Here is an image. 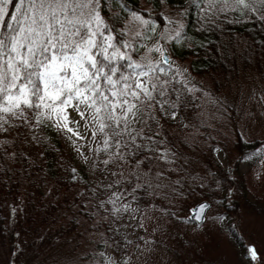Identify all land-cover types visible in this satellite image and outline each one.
<instances>
[{
	"label": "snow or ice",
	"instance_id": "snow-or-ice-1",
	"mask_svg": "<svg viewBox=\"0 0 264 264\" xmlns=\"http://www.w3.org/2000/svg\"><path fill=\"white\" fill-rule=\"evenodd\" d=\"M109 4L119 11L106 18ZM147 4L130 9L125 0H0V170L17 156L10 149L25 135L20 129L53 127L66 136L95 177L83 180L70 170L69 178L84 184L82 210L96 221L94 229L105 228L95 250L84 253L89 264H133L131 249L151 243L136 235L147 231L145 205L158 208L150 198H169L163 181L176 170L160 167L175 164L177 155L162 121L188 127L181 114L203 91L173 59L174 46L191 40L189 15L201 31L220 27L221 17L229 24L264 22V0ZM262 154L264 148L243 158ZM211 207L201 202L185 220L203 222ZM236 239L248 264H264L254 245Z\"/></svg>",
	"mask_w": 264,
	"mask_h": 264
},
{
	"label": "trees",
	"instance_id": "trees-1",
	"mask_svg": "<svg viewBox=\"0 0 264 264\" xmlns=\"http://www.w3.org/2000/svg\"><path fill=\"white\" fill-rule=\"evenodd\" d=\"M175 2L182 3L183 0H170V3ZM125 3L130 9L149 6L147 0H125ZM117 11H119L117 5L109 4L102 15L108 18ZM218 23L220 24L218 28L212 26L207 31L197 30L199 24L195 15L190 14L186 33L191 40L179 45V51L175 56L180 61H187L191 73L208 81L217 93L242 83L264 87V22L252 20L229 24L221 17ZM193 95L195 106L190 105L188 110L181 114L183 124L189 125L188 127H182L177 121H162L170 141L169 147L174 152L180 150L182 154L184 153L187 143L181 135L185 132L193 128L207 130L200 122L202 96L200 93ZM168 127H173L172 131H169ZM19 131L25 135L21 136L10 149L17 153V156L14 161H3L4 169L0 170V243L7 254V264H45L47 256H42L45 247L48 250L56 246L62 248L72 241L75 242L73 247H78L82 226L75 220H78L79 215L88 221L92 218L82 210L83 204L87 201L86 197L79 195L84 190L83 181L73 182L69 178L71 173L56 172V156L51 149H47L46 153L37 159L28 156L24 151V141L28 132L25 129ZM15 136L16 131H13L9 139ZM203 136L207 138L206 135ZM207 142L204 148H194L196 156H193L194 161L190 166L191 171L197 174L196 177H192L193 181L186 183L178 194H174L177 203L174 205L175 209L170 207V210L176 215L162 214L174 226L181 224L195 226L185 220L189 208L201 200L210 201L212 208L207 221L210 216L216 220H220V217L227 219L228 222L224 223L222 229L236 247L237 256L241 253L245 255V249L236 239L238 235L244 240V233L238 225L240 212L248 210L258 217H264V200L256 199L254 203L249 201L244 187L246 175L239 173V166L243 161H247L251 169L262 160L264 154L253 156L252 159L243 157L264 148V139L247 141L237 131L233 141L236 158L231 156L221 141L211 138ZM218 148L227 153L231 170L223 169L216 161L215 151ZM79 172L78 178L87 180L85 168L82 167ZM167 176L173 181L176 180L177 173L173 172ZM19 202H21L19 220L13 221L12 208L16 209ZM74 204L78 206L76 216H72L74 212L71 208ZM145 207L147 210V205ZM88 210H92L91 204ZM68 213L71 218H68ZM66 217L67 222L64 220ZM103 227L97 226L98 230Z\"/></svg>",
	"mask_w": 264,
	"mask_h": 264
},
{
	"label": "rangeland",
	"instance_id": "rangeland-1",
	"mask_svg": "<svg viewBox=\"0 0 264 264\" xmlns=\"http://www.w3.org/2000/svg\"><path fill=\"white\" fill-rule=\"evenodd\" d=\"M172 50L173 59L183 68H187V75L192 83L203 90L196 93H200L202 96L199 113L200 122L207 130L201 131L193 128L185 132L184 135H181L187 143L184 153L182 154L180 150L175 152L177 154L175 164L160 165L161 168H175V171H169L167 174L176 172V180H179L180 183L176 184L173 183L176 180L165 179L163 183L167 187L163 189V192L167 193L169 198L161 200L159 197H154V201L159 207L146 210L147 217L144 223L147 231L139 230L136 235H143L151 243L145 244L142 250L131 249L133 264H248L243 253L237 256L236 247L222 229L224 223L228 222L227 219L216 220L210 216L209 220L201 226H191L190 224L174 226L160 209H170V207L175 209L174 205L177 203V199L174 194H178L180 188L196 177L197 174L191 171L190 166V163L194 161L193 156H196L195 147L204 148L208 143L207 140L214 138L221 141L230 151L231 156L236 158L237 154L234 151L233 141L237 131L247 141L264 139V87L242 83L217 93L208 81L191 73L187 61H180L175 56V53L179 51V45L174 46ZM172 129L173 127H168L169 131ZM34 134L37 136L35 141L32 140ZM203 135H206L207 138ZM25 141V153L35 159L43 156L47 149H51L56 156V172L68 174L71 173L72 168H76L79 172L84 167L88 176L87 180L95 179L90 171V166L86 165L77 155L72 143L64 134L57 132L55 128L42 127L37 129L35 133L28 132ZM215 159L223 169L231 170L230 159L224 150L216 149ZM262 160L251 169H249L250 166L247 161H243L239 166V173L246 175L244 187L251 203H254L256 199L264 200V162ZM79 175L81 176V173ZM153 183L155 184L156 181ZM156 191L159 192L160 190L157 189ZM77 207V204L72 206L71 210L74 212L72 216L77 215ZM20 208L21 202L18 203L16 211L13 212V221L19 220ZM89 208L90 204H88ZM67 216L68 218L72 217L70 213ZM68 218L64 219L65 222ZM99 219L97 216L96 220ZM75 221H78L79 226H82L80 245L74 248L75 242L72 241L62 248L56 246L48 250L45 247L42 254L44 257L47 256L45 264H89L84 253L91 254L95 250L98 246L96 241L100 240V233L105 228L94 229L93 225L96 221L93 219L88 221L82 215H79L78 220ZM238 225L244 233L245 242L254 245L264 256V217H258L254 212L242 210ZM74 238L76 237L74 236ZM131 238L135 239V236ZM239 258L242 260H238ZM0 264H7V254L1 243Z\"/></svg>",
	"mask_w": 264,
	"mask_h": 264
},
{
	"label": "water",
	"instance_id": "water-1",
	"mask_svg": "<svg viewBox=\"0 0 264 264\" xmlns=\"http://www.w3.org/2000/svg\"><path fill=\"white\" fill-rule=\"evenodd\" d=\"M201 202H208L209 204H211V202H209V201H207V200H201V201L197 202V203L194 204L192 207H190L188 217L191 216V215H193V214L195 213L196 209L198 208V206H199V204H200ZM211 205H212V204H211ZM208 212H209V211H208ZM207 215H208V213H207ZM205 221H206V220H205ZM205 221H203V222H199V221H195V220H193V221H191V222L195 223L197 226H200V225L204 224Z\"/></svg>",
	"mask_w": 264,
	"mask_h": 264
}]
</instances>
